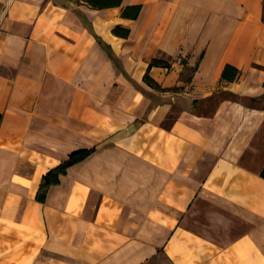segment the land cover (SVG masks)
<instances>
[{"label":"crops","instance_id":"obj_1","mask_svg":"<svg viewBox=\"0 0 264 264\" xmlns=\"http://www.w3.org/2000/svg\"><path fill=\"white\" fill-rule=\"evenodd\" d=\"M99 3L0 0V264H264V0Z\"/></svg>","mask_w":264,"mask_h":264},{"label":"trees","instance_id":"obj_2","mask_svg":"<svg viewBox=\"0 0 264 264\" xmlns=\"http://www.w3.org/2000/svg\"><path fill=\"white\" fill-rule=\"evenodd\" d=\"M86 1L96 7H98L101 4L99 3L101 2V0H86ZM155 66L168 67L169 65L162 60L156 59L152 61L150 65V69ZM231 69H234V68H232L231 66H228L226 68L223 74L224 79H230L228 74ZM234 70L236 71V73H238V70L236 69ZM145 81L149 84L157 85L153 82V80L149 77V75H146ZM1 119H2V115H0V120ZM94 152H95V149L81 150V151L75 152L70 156V159L67 162L63 163L58 168L52 170L47 176L44 177V181H43V184L40 188V192L38 195V200L45 201V197L48 192V189L53 185H58L60 183V177L62 175H66L70 167L87 160Z\"/></svg>","mask_w":264,"mask_h":264}]
</instances>
